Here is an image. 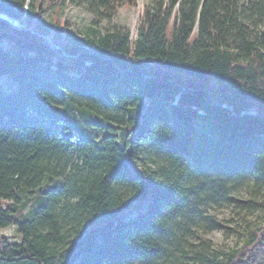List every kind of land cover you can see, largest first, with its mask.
<instances>
[{"label": "trees", "instance_id": "16d2710c", "mask_svg": "<svg viewBox=\"0 0 264 264\" xmlns=\"http://www.w3.org/2000/svg\"><path fill=\"white\" fill-rule=\"evenodd\" d=\"M68 2L0 0V264H264V0Z\"/></svg>", "mask_w": 264, "mask_h": 264}, {"label": "rangeland", "instance_id": "374dc122", "mask_svg": "<svg viewBox=\"0 0 264 264\" xmlns=\"http://www.w3.org/2000/svg\"><path fill=\"white\" fill-rule=\"evenodd\" d=\"M54 1L55 3H58V6H62L61 8L58 7L56 4L54 7H50L45 12L46 16L52 17V19H56L60 22L62 26L65 28H70L72 30H79L83 32L87 25L90 24V21L92 19V16L83 10L80 7H77L68 0H64L65 3L62 5L63 0H51V2ZM148 0H119V5L117 7V11L113 18L110 21L103 20L101 21V26H107V25H122L129 27L132 32L135 31L139 16L142 11V6L147 2ZM18 24V22H17ZM19 25V24H18ZM63 27V28H64ZM82 36V34H80ZM86 48L89 47V45L85 44ZM8 80L5 77L0 78V85H2L4 88H7ZM38 203L35 201V205ZM144 202H137L134 203L133 208L127 212H122V217L129 216L130 214L134 213L135 210L142 208L144 206ZM211 212L213 209L210 210ZM217 216L219 218H229L230 217V209L228 208H222L220 210H217ZM228 226H232L231 223L228 224ZM224 228L216 229L211 232H208L206 234V237L212 239V241L215 244H221L226 243L229 246H232L238 242V238L233 234L228 238H225L223 235ZM0 234L6 235L12 240H18L19 234L16 232V227L13 225L0 228Z\"/></svg>", "mask_w": 264, "mask_h": 264}, {"label": "water", "instance_id": "95a60500", "mask_svg": "<svg viewBox=\"0 0 264 264\" xmlns=\"http://www.w3.org/2000/svg\"><path fill=\"white\" fill-rule=\"evenodd\" d=\"M0 19L5 20L6 22L10 23L13 27L15 28H20V26L17 24V21L11 19L8 17L6 14L0 13ZM46 192V189L43 190V193ZM133 208V207H132ZM131 208V209H132ZM129 209V210H131ZM127 210V211H129ZM125 211V212H127ZM99 228H93L85 232L79 240H77V249L76 251L72 254L68 264H74L75 260L80 256L82 253L85 245L87 244L88 240L92 237V235L98 230Z\"/></svg>", "mask_w": 264, "mask_h": 264}]
</instances>
